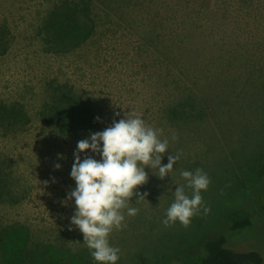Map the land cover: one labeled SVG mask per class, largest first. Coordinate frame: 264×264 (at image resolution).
<instances>
[{
  "label": "rangeland",
  "instance_id": "374dc122",
  "mask_svg": "<svg viewBox=\"0 0 264 264\" xmlns=\"http://www.w3.org/2000/svg\"><path fill=\"white\" fill-rule=\"evenodd\" d=\"M61 1L0 0V27L8 34L0 100L19 103L28 118L15 129L0 126V164L9 181L0 197V264H97L70 224L74 199L63 201L75 187L70 172L78 141L126 111L163 129L168 154L181 155L163 180L158 169H145L148 183L138 191L146 199L135 204L133 197L138 214L109 237L120 249L117 264H165L171 252L213 231L227 234L230 248L258 251L264 259L257 196L264 171V0H86L85 38L58 48L43 25ZM63 83L100 117L97 126L65 134L41 116L50 88ZM196 168L211 180L202 192L210 213L195 216L188 228L165 227L174 191L186 183L180 173ZM240 209L254 223L234 232L227 218ZM18 224L27 234L15 250L1 231ZM24 243L30 248L22 251Z\"/></svg>",
  "mask_w": 264,
  "mask_h": 264
},
{
  "label": "clouds",
  "instance_id": "9594fccd",
  "mask_svg": "<svg viewBox=\"0 0 264 264\" xmlns=\"http://www.w3.org/2000/svg\"><path fill=\"white\" fill-rule=\"evenodd\" d=\"M115 115L119 117L120 113ZM96 121L99 122L100 117H96ZM163 136V129L150 126L142 115L126 111L123 118L113 119L103 131L90 132L88 138L78 141L70 172L75 187L67 193L63 203L67 205L74 199L75 212L70 224L83 234V244L97 264H117L120 259V249L110 244L109 237L114 231L127 227L126 217L138 214L139 209L131 206L133 197H136L135 204L146 199L147 193L138 191L148 183L145 169H158L156 176L163 180L170 176L180 159V153L168 154L169 139H162ZM177 139V134L173 133L171 140ZM89 152L101 158L95 159ZM166 154L168 163L164 165L162 159ZM55 168L60 169L61 165L57 163ZM180 174L186 183L174 191V201L162 221L165 227L179 222L188 228L195 216L201 212L208 215L211 211L202 196L211 184L207 173L196 168Z\"/></svg>",
  "mask_w": 264,
  "mask_h": 264
},
{
  "label": "trees",
  "instance_id": "16d2710c",
  "mask_svg": "<svg viewBox=\"0 0 264 264\" xmlns=\"http://www.w3.org/2000/svg\"><path fill=\"white\" fill-rule=\"evenodd\" d=\"M90 5L86 0H62L56 4L43 25V34L50 45L66 48L79 44L84 38L86 19H90ZM7 30L0 27V54L5 52L8 42ZM41 116L56 124L65 134L77 133L99 124L92 107L76 93L72 85L55 84L50 88V97L41 111ZM28 123L27 114L19 103L7 104L0 100V126L15 129ZM0 164V197L6 192L9 181ZM259 190L257 196L261 202L264 216V171L258 174ZM228 224L232 231L251 226L254 219L247 210H234L228 215ZM26 229L21 224L10 225L1 231L9 248H16V241L22 239ZM24 243L20 250L30 247ZM11 249V251L13 250ZM27 259H33L32 252L27 251ZM19 261L25 257L22 252L16 253ZM264 259L258 251L239 252L228 246V235L213 231L204 234L199 240L170 253L165 264H263Z\"/></svg>",
  "mask_w": 264,
  "mask_h": 264
}]
</instances>
